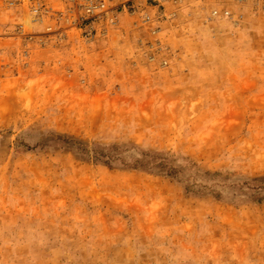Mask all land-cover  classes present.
<instances>
[{"label": "rangeland", "instance_id": "1", "mask_svg": "<svg viewBox=\"0 0 264 264\" xmlns=\"http://www.w3.org/2000/svg\"><path fill=\"white\" fill-rule=\"evenodd\" d=\"M6 1L0 264H264V202L242 201L252 193L240 191L264 178V107L246 106L226 80L264 73V13L250 1L239 23L206 21L213 8L237 7L232 0H113L118 24L96 22L105 33L88 42L81 31L46 32L47 19L38 24ZM143 11L152 23H141ZM109 40L125 47L109 69L85 51L74 65L38 55L45 44L76 41L95 50ZM158 41L167 67L161 56L148 61ZM118 67L131 74L117 77ZM43 69L50 74L38 75ZM95 81L104 82V94L67 89ZM95 153L146 158L181 173L174 179L120 161L106 166ZM187 185L202 191L186 192ZM216 187L236 201L215 199L209 189Z\"/></svg>", "mask_w": 264, "mask_h": 264}, {"label": "built area", "instance_id": "2", "mask_svg": "<svg viewBox=\"0 0 264 264\" xmlns=\"http://www.w3.org/2000/svg\"><path fill=\"white\" fill-rule=\"evenodd\" d=\"M185 0H174L176 5L182 4ZM202 1V0H194ZM252 2V10L255 13H264V0H232L236 11L228 7L213 8L209 12L206 21L227 20L233 23H239L244 18L243 8L248 2ZM113 0H7L5 7L7 9H16L20 12H28L34 22L42 24L45 19L49 21L44 29L46 32H53L58 29V33L71 30L86 33L87 41H93L97 33L104 34L105 31H97L95 24L99 21H105L107 25L115 26L118 19L113 14ZM122 4V8H125ZM132 16L139 12L133 5L129 7ZM143 25L153 22L152 17L147 12H141L138 16ZM155 33L154 31H152ZM161 56L160 66L167 67L169 59L167 50L158 41L150 46L148 61L153 62Z\"/></svg>", "mask_w": 264, "mask_h": 264}, {"label": "crops", "instance_id": "3", "mask_svg": "<svg viewBox=\"0 0 264 264\" xmlns=\"http://www.w3.org/2000/svg\"><path fill=\"white\" fill-rule=\"evenodd\" d=\"M58 29L54 30L52 33H58ZM120 44V43H119ZM113 46V43L109 41H104L100 42L97 44V48L95 50L89 49L91 48L90 45H87L89 47H85L84 44L78 43L76 41L73 42H65V43H60L57 45H51V44H45L42 49H39L38 55H43V60L45 62L47 59L50 58H60L62 57L67 61V64L69 65H74L79 62H83V56L84 51L89 54V56H95L97 55V64L106 66L108 65L109 69V64H112L111 62H118L120 59H114L111 58L112 55H117L120 54V52L123 51V48L121 46ZM89 51V52H88ZM118 57H121L118 55ZM115 60V61H113ZM50 64V63H49ZM124 66L128 65L129 62L124 60L122 62ZM41 66H47V64H41ZM47 67H53L52 64H50ZM117 77L122 76L121 74L124 75H130L131 73L127 71L126 68L122 69L118 67L117 70H113ZM38 75H47L50 73H47L46 70L39 71L37 73ZM228 78L226 80L233 81V89H229V92L232 94H244L245 97L247 98L245 104L246 106H251V107H264V73H243V74H231L227 76ZM104 80V79H102ZM235 87V88H234ZM69 89V92L73 93H85L87 92L88 94L95 96V95H102L106 92V87L104 85V82L102 84H96V81L91 84L90 87L88 88H79V87H72V88H67ZM85 91V92H84Z\"/></svg>", "mask_w": 264, "mask_h": 264}, {"label": "trees", "instance_id": "4", "mask_svg": "<svg viewBox=\"0 0 264 264\" xmlns=\"http://www.w3.org/2000/svg\"><path fill=\"white\" fill-rule=\"evenodd\" d=\"M79 144H82L81 141L78 142ZM68 145V144H67ZM69 150H73L75 149V151H77V153H80L81 155H85L88 154V152L86 151V149L84 148H75L73 146H66ZM116 150H121L118 149V147H116ZM95 161L97 162H101L106 166H111L114 165V162L116 161H120L121 165H123L124 167H128L130 169H139V170H145L147 172L150 173H161L162 175L166 176V177H171V178H177L180 173L181 170H177L176 168H167L165 166V164L163 163H159L156 162L154 160H150V159H146V158H133L130 161H125L123 159H119V158H112L107 154H101V153H95ZM156 174V175H158ZM207 175V173L205 174ZM209 175V174H208ZM261 182L263 184V186L258 185L257 183ZM244 186V187H243ZM203 189H207V188H203ZM185 191L186 192H195V193H199L200 191H202L201 189L195 191L193 186H185ZM211 195L218 200H226V201H232L235 202L236 200H232V199H236V194L234 196H230L229 192H227L228 190L222 187H216L213 189H209ZM240 191L244 193L246 192H251V196H248L246 198H243L242 201L244 200H250V201H255V202H264V178H252L249 181L243 183L242 187L240 188Z\"/></svg>", "mask_w": 264, "mask_h": 264}]
</instances>
